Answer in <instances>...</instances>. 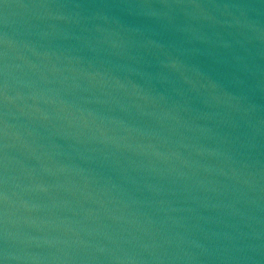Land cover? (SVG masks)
I'll use <instances>...</instances> for the list:
<instances>
[{"label":"water","instance_id":"water-1","mask_svg":"<svg viewBox=\"0 0 264 264\" xmlns=\"http://www.w3.org/2000/svg\"><path fill=\"white\" fill-rule=\"evenodd\" d=\"M2 264H264V0H0Z\"/></svg>","mask_w":264,"mask_h":264},{"label":"snow or ice","instance_id":"snow-or-ice-1","mask_svg":"<svg viewBox=\"0 0 264 264\" xmlns=\"http://www.w3.org/2000/svg\"><path fill=\"white\" fill-rule=\"evenodd\" d=\"M0 264H2V261H0Z\"/></svg>","mask_w":264,"mask_h":264}]
</instances>
